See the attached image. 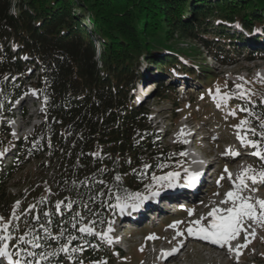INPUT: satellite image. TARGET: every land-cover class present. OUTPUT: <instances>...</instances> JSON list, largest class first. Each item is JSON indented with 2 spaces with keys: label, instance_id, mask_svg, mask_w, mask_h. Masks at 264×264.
I'll return each mask as SVG.
<instances>
[{
  "label": "trees",
  "instance_id": "trees-1",
  "mask_svg": "<svg viewBox=\"0 0 264 264\" xmlns=\"http://www.w3.org/2000/svg\"><path fill=\"white\" fill-rule=\"evenodd\" d=\"M235 21L246 28L255 22L264 24V0H0V96L6 94L11 100L19 97L16 83L27 77L25 71L30 66L39 72L42 69L31 82L46 105L43 121L32 135L15 142L16 156H21V150H33L37 158L48 154L51 164L57 166L58 198L49 195L37 211L33 210L36 215L30 214L33 199L18 211L20 230H14L13 246L33 248L18 241L27 230L25 226L32 224L34 233L47 244L67 242L59 235L66 229L64 234L76 235L72 247L87 246L79 255L61 252L63 261L71 257L75 264H94L106 258L103 243L92 233H80L79 227L108 215L119 191L136 188L141 183L138 180L168 160L164 157L168 149L161 146L147 122L148 108L131 100L132 90L143 77L138 69L140 58L158 73L177 64L187 68L180 61L176 41L199 36L201 27L210 53L216 55L219 50L230 54L234 42L230 31H234ZM259 39L253 41L260 44ZM261 46L259 54L264 58ZM182 52L191 57L199 53L195 49ZM218 59L225 64L232 61L222 56ZM15 69L20 75H13ZM5 73L9 74L6 80ZM202 74L200 82L208 85V74ZM12 79L13 87L4 88ZM154 83L161 99L172 98L174 87L164 83L159 90L158 80ZM252 96L248 91L247 98ZM8 109L7 104L0 110V134L10 136V127L2 121ZM38 131L44 133L37 146L42 147L40 155L36 153L40 148L32 146ZM15 166V162L6 167L0 163V185L10 179ZM8 205L0 193L3 214L8 213ZM58 205L60 212L56 211ZM77 213L80 218L74 220ZM49 233L51 240L47 241L44 236Z\"/></svg>",
  "mask_w": 264,
  "mask_h": 264
},
{
  "label": "rangeland",
  "instance_id": "rangeland-1",
  "mask_svg": "<svg viewBox=\"0 0 264 264\" xmlns=\"http://www.w3.org/2000/svg\"><path fill=\"white\" fill-rule=\"evenodd\" d=\"M11 5L13 9L12 13L14 14L16 13L14 9V3H12ZM211 24L213 28L216 27V24ZM252 26L253 25L249 27L251 28ZM259 28H262V30L264 31L263 24H260L258 27L256 26L255 31L259 32V35H262L261 37L263 38L259 40L264 45V32ZM201 30L203 32L202 27L200 28V30H198V32L200 33ZM196 31L194 32L197 33ZM202 32L198 34L199 36H195V38L186 37V39H179V41H176L178 43L177 49L179 48L181 50L179 52L180 54H182L180 61L183 63V61L185 60L184 62L187 65V71H192V69H194L196 73L195 77L198 76V79L202 80L204 78L203 74L201 75V73L208 74V86L212 84L214 85V89L219 87L222 94H227V96L229 97L228 99H233L232 101H236L237 103L232 104L228 107L227 102L229 101H219L218 99L214 98L216 91L212 94H205L202 99V95H199L198 92L193 93L194 89L188 87H197L199 86V82L197 80L194 81L189 76L185 75L187 71L184 72L183 67H179L178 70L174 69L175 72H173L174 70H171V75L167 78V80H163L161 78H159L158 80L160 90L163 87L161 84H168L172 79V83L168 85L170 89H172V87L175 88V92L170 95L172 97L171 99H161L159 97L160 92L156 94L157 89L156 87H154L153 83H148V86H145L146 83L143 85L142 81L136 84L134 90L131 92V100L133 103L134 100H136L137 102H142V104L146 105L148 109L152 110V113L147 118V122L152 127V129L155 130V133L159 135L156 139L159 141L161 146L165 149H168V153L164 155V157L166 156L165 159L168 158V160L164 162L165 164H162L161 166L158 165L161 172H158L159 174H153L154 171H152L150 174H146L144 177H142V180H138L143 183L148 179L147 184H149L150 186L155 185L159 187L156 188L155 191H162L167 188H163V186L154 181L153 176H162L166 173L174 172L173 168H175L176 166H180V164H182L186 160L184 155H180V153H184V151L179 149V147H185L187 142H190L193 137L196 136V138L202 139L201 145L204 146L207 153L208 151H211L212 157L210 159H214L215 162H218L219 160L224 158L225 153H221L220 150H217V146H222L221 141L214 140L217 134H222V137L230 136L235 140V137H238V135L240 134V128H238L237 126L242 120L248 121V124L244 126L245 129L254 128L256 130V135H253L251 132L247 133L248 139L251 137L260 139L259 133L264 132V127H262V125H264V106H261L264 105V103L255 104L253 102L252 104L248 101L250 104L247 106V97L244 98L247 93L240 91V88L238 89L236 87V85H242L249 91V93L253 94L252 98L255 101L259 102L258 98L260 101H264V59H256V57H258L259 55L257 54L258 49L256 50L250 47V49H252L251 52L250 49L248 50V46H246L245 50L242 51L237 49L236 52H230V54L228 55V58H233L232 61L229 64H222L217 60L216 57H212L213 54L209 52L211 50H209L208 47L206 48V43L204 42V39L206 38L202 37ZM93 39V36H91V41H93ZM239 45L240 44H235V46ZM10 48L14 50L15 46L13 44H10ZM263 48L261 46L260 50L264 53ZM192 49H195L199 52L195 57H191L182 52V50ZM247 50L249 52H247ZM98 53V50H96L95 55L97 58L99 57ZM186 59H188L190 62ZM192 60L194 62H192ZM140 61L141 63L138 69L140 73L142 72L143 74L144 68L146 71L148 65L145 58L141 57ZM98 65L100 66V64ZM203 69L204 71L210 72H204L202 71ZM153 71H156V68H153ZM12 72L14 73L13 75L16 74V76L20 75L21 73V71L18 69L12 70ZM25 72L27 77H24V80L18 81L19 83H16V87H18L21 91V95L19 97L13 98V100L10 101V98L6 96V94H2L0 96V101H2V104H0V110H2L5 105H7V101L8 103H11L9 106L10 108L8 107V115L6 113L3 118L4 120L2 119V121H8V126H11L10 128L12 129V131L11 133H9L11 138L16 139V137L23 134L25 135L23 138L24 141L26 140V137L32 135L33 127L35 126V128H37V125L41 121H43L42 119L38 118V115L41 112H44V101H37V99H39L38 96L40 92L31 82L37 79V75H39V73H42V69H40V72L34 70L32 71L31 67L28 66ZM4 75V79L6 80L9 74L5 73ZM31 77H33V79H31ZM210 77L216 78L212 80L213 78ZM179 78H182V81H185V83L187 84L190 83V85H186V87L183 88L182 85L180 86V84H182L183 82H179ZM13 81L14 79H12L10 83L6 84V87L4 88L11 89V87H13ZM151 81L152 80H150L149 82ZM143 94L145 95V97L141 98V95L143 96ZM178 98L179 103L177 104L175 102V99L178 100ZM189 100H194L195 103H197V106H190L191 102H188ZM186 107L193 109L192 111H186ZM233 109L241 110V121H238V124H231L235 121H228L227 113L232 112ZM25 111H28V114L24 117L23 114ZM205 111L207 114L205 116H202L201 113ZM190 113H192V115H190ZM179 115H181V119L177 123H175L174 118ZM188 118L191 121V127H187L185 135H179L182 129L181 127L186 122L185 120ZM43 135V132H37V140L32 143L33 147H37L39 145V141L41 144ZM178 135L180 137H185V139L179 140ZM241 135H245V133L243 132V134ZM10 136H8L6 133L0 134V153H2V155H0V159L5 163V167L12 164L14 154L15 156L17 154L19 155L17 146H15V144H12V139L10 138ZM4 140L5 142L3 143ZM237 142L235 143V145L237 144ZM261 143L264 144V141H261ZM208 145H210V147ZM37 148H40V150L36 151V153L40 155L42 152V147ZM20 153L21 156H16L13 161L16 165L14 173L12 174L10 179L7 180V182L0 185V193H2L4 197H6L10 205L8 213L3 215L0 212V217H4L6 221L11 219L12 224L10 226H15L19 221V217L17 216L18 213L16 212V210L19 211L20 208L25 207L28 204L29 200L33 199V202L36 205L41 202H45V198L48 197V195L52 197L56 196V198H58L56 194L58 188L55 185V169L57 166L55 164H51L48 159V154H43L41 157L37 158L33 150L29 152L21 150ZM247 160L249 161V165L247 167H251L252 169L259 168L260 165H262V163L264 162V160H258L256 158H247ZM236 167L237 169H240L241 172L243 169L247 168L246 164L243 165L242 163H236ZM147 169L148 165L147 167L145 166V170ZM140 177L141 176H139V178ZM250 184L251 182L249 180L248 187L250 186L252 189H255L254 191L252 190L251 196L254 198L256 197L254 195L262 194L261 196L262 198H264L263 190H260V187L258 185ZM150 188L151 187H148L146 189L149 190ZM128 189L121 190V192L123 191L122 197L133 194V192ZM256 189L258 191H256ZM152 191L154 190L151 189L150 192L147 193V195H149V193L151 194ZM149 197L151 198V196ZM256 198L254 199L258 200ZM214 201L215 199H210V202ZM116 205H118V201L116 202ZM26 210L29 209L27 208ZM117 216L118 213L115 212L114 214L111 213L110 216H105L104 218L102 217L98 220L93 218L90 220L91 223L88 226L93 227L94 232L98 230L100 233L107 232V237H103L108 243L110 239L109 234L112 233V231L115 232L117 228L122 227V231L126 230L127 239L131 237V241L129 244L130 250L129 252L124 253L125 255L121 254V252L119 251L118 254H116L115 258L122 260L121 256H124L125 259H128L130 264H148V261L153 260L155 258V255L152 251L154 245L152 243L148 244L147 242H145L146 238L144 237V235L146 234V232L140 231L134 235L133 225L126 224L125 226V222H117ZM190 217L191 216L188 212L179 215L178 218H183L191 222L193 220H191ZM128 225H130L131 227H129ZM25 228L27 229V226H25ZM244 228L247 230V232L242 233L241 243L243 245L247 243V246L241 247L244 250L242 259H239V256L234 257L232 254V256L227 255L225 251L224 253H221L220 251L216 250V248L221 249L222 247L198 241L188 236L187 234L180 236V238H178L177 236V231L173 235H167V227L163 229L158 228L156 231L162 238L168 237V240H171L172 238H175L177 236L176 239L172 240L173 242L170 243L171 245H175L176 243L177 244L175 246L170 245V247L171 249L179 248V251L178 253H175L176 255H172L173 258L169 260V264H264V224L248 220L245 223ZM109 229H111V231H109ZM179 231L184 232L185 230L181 229ZM253 232L255 233V235H252ZM246 235L247 240L245 239ZM66 237L68 236L65 234V238ZM181 244L183 245V247L180 248ZM108 245L110 246V248L114 249L116 240H111V243H109ZM41 246L42 249L44 248L45 252L48 253H58L60 248L59 246H47L46 244H41ZM71 253L77 254L78 251ZM54 256H50V258ZM252 260L254 262H252ZM46 261H40V264H46ZM70 261L71 260L68 259V264H70ZM33 264H36V262H33Z\"/></svg>",
  "mask_w": 264,
  "mask_h": 264
},
{
  "label": "snow or ice",
  "instance_id": "snow-or-ice-1",
  "mask_svg": "<svg viewBox=\"0 0 264 264\" xmlns=\"http://www.w3.org/2000/svg\"><path fill=\"white\" fill-rule=\"evenodd\" d=\"M239 27V25H237ZM236 87L242 88V85H236ZM243 94V93H241ZM219 101H224L228 99L229 97L227 94H222L219 87L216 88V94L215 97ZM219 106V104H218ZM235 113L233 112V115ZM248 124V121L242 120L240 124L237 126L245 133V135H238V139H240L241 144L247 145L252 147L253 149H256L254 151L253 155L260 157L261 159H264V144L261 143V141H264V132L259 133V140H249L247 139V133L251 132L253 135H256V130L254 128H247L245 129L244 126ZM264 127V125H262ZM183 129H181L179 135H185ZM187 142V141H185ZM230 151V150H229ZM2 155V153H0ZM180 155H186V153H180ZM234 155H239V153H234ZM147 167V165H146ZM187 179L191 183H195L197 179L200 176V173L198 172H188L185 170ZM225 172L228 173V178L232 179L231 173L228 171L227 167H225ZM252 173V174H250ZM179 176V173L177 172H169L162 176H153V180L156 181L161 186L164 182H167L169 186L171 183ZM223 178V177H222ZM239 183L234 184V190L228 191L226 195V199L222 201L221 203L227 204L229 201H231V206L226 208H220V207H213L210 212H208V216L211 217V219L208 221V224L205 226L202 223L203 217L201 219H197L194 221H191L189 226L186 229L188 236H198L203 240L210 241L213 244H219L221 247L228 245L229 251H232L230 242L232 240H235L239 234L244 231L247 232V230L244 228V221L252 220L254 222H259L261 224H264V199H258L256 201H252L251 196H243L242 192L244 189L247 188V181L250 180L253 184H256L257 182L264 183V168L260 169L259 171H256L252 169L251 167L245 168L242 170L241 174L237 177ZM148 188L149 186H145ZM155 188V185L152 186ZM253 191L255 189H252ZM160 193L159 191H152V196H158ZM218 195V193H217ZM149 197L144 196L139 192H136L134 194L121 197L120 195L116 196V199L118 201V205L121 210L123 211L127 207H131L133 210H136L139 207V203H131L129 204V200H136V201H144L147 200ZM59 206V205H58ZM35 206H32L34 209ZM71 207V205H69ZM87 207V205H85ZM189 214L191 215V210H189ZM45 216L48 215V213H44ZM77 218H80V214L77 213L76 217L73 219L76 220ZM33 219L37 220L39 222V217L35 216ZM182 223L181 221H176L170 227L176 228L178 224ZM12 224L11 219L5 220L4 217H0V232L3 233V235H0V241H9L11 240V232L9 231L10 225ZM40 227L45 231L48 232V229L45 224H41ZM73 227H76L75 224H73ZM80 233H93L94 228L90 227L86 224H82L79 227ZM66 229H61L59 235L63 236ZM111 231V229H109ZM30 233H25L24 235H21L18 237V241L21 242L23 245H32L33 248H40L41 244L39 243L41 237L39 234H36L33 236L32 239H27L26 237ZM51 235V233H49ZM99 235H103L107 237L108 233H100ZM184 235L183 232L177 231V236ZM252 235H255L253 232ZM156 237L149 236L147 239H155ZM53 239H56V237H53ZM76 237L69 234L67 238V242L63 243L60 248L59 252L68 253L71 252H77L82 250L81 247H72L70 248L72 240H75ZM245 239L247 240V235L245 236ZM109 243H111V240L109 239ZM9 244L4 243L0 245V258H3L10 262V264H33V260L36 261V264H40V261H46L50 256H54L57 253L56 252H41L36 253L33 251H29L27 247H21L18 251L14 253H10L8 251ZM247 243L244 245H238L237 246V255H239V248L240 247H246ZM180 247H183L181 244ZM179 248H173L170 251H162L161 255L165 258L172 256L174 253L178 252ZM21 253H24L26 257H29L31 259H13V256L21 257ZM38 257V259H36ZM71 259V257H69ZM0 264H3L2 260H0ZM49 264L51 262L49 261ZM82 264V262H81Z\"/></svg>",
  "mask_w": 264,
  "mask_h": 264
},
{
  "label": "bare ground",
  "instance_id": "bare-ground-1",
  "mask_svg": "<svg viewBox=\"0 0 264 264\" xmlns=\"http://www.w3.org/2000/svg\"><path fill=\"white\" fill-rule=\"evenodd\" d=\"M183 131H184V129H183ZM243 134V133H242ZM242 136V135H241ZM248 139V138H247ZM234 140V139H233ZM243 145H241L240 146V148H242L243 149V147H242ZM239 162H241V161H239ZM170 187L171 186H169V187H166L167 189H165V190H162V191H160V194H167V192H168V190L170 189ZM153 197V196H152ZM151 197V198H152ZM154 197H157V196H154ZM260 198H262V196L260 197ZM148 199H150V197L148 198ZM252 201L254 202V201H256L254 198H252ZM227 205L228 206H231V201H229L228 203H227ZM204 222H206V219H204ZM184 234H187V232H183ZM183 236V235H182ZM178 238H180V236H178ZM171 242H173V241H171ZM170 242V243H171ZM168 244L169 246L171 245V244ZM206 243H208V244H212V245H216V244H213V243H209V242H206ZM219 246V245H218ZM221 247V246H220ZM241 248V247H240ZM216 250H218V251H220L221 253H224V251H225V253L227 254V255H230V256H232L231 254V252L229 251V250H227L224 246L221 248V249H217L216 248ZM158 252H159V250H156V254H158ZM153 253H154V255H155V250H153ZM177 253V252H176ZM174 255H176L175 253L173 254V256ZM173 256H171V257H167V258H164V260L161 262V263H164V264H169V260L171 259V258H173ZM234 257H236V256H234ZM155 258H156V256H155ZM155 258L153 259V260H155ZM157 264H160V263H157Z\"/></svg>",
  "mask_w": 264,
  "mask_h": 264
}]
</instances>
